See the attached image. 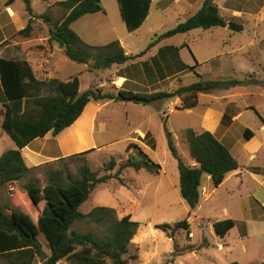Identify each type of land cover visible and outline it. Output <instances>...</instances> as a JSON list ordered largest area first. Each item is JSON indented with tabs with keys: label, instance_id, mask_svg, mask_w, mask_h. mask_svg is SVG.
I'll return each mask as SVG.
<instances>
[{
	"label": "rangeland",
	"instance_id": "1",
	"mask_svg": "<svg viewBox=\"0 0 264 264\" xmlns=\"http://www.w3.org/2000/svg\"><path fill=\"white\" fill-rule=\"evenodd\" d=\"M7 1L0 0V57L30 59V63L36 67V77L50 79L41 73L46 61L41 52L45 50L44 55L50 56V46L48 48L43 44H46L50 34L49 28L54 27L64 14L59 4L64 0H31L32 31L28 37L19 34L31 17L26 12L24 0H15L9 6ZM101 1L105 13L76 21L73 29L79 33L86 28L90 44L105 45L119 40L128 54L136 55L148 48L156 39V34L159 36L185 22L205 0H167L169 6L166 9L159 7L160 0H152L149 18L133 32L127 28L118 0ZM213 2L227 21L235 20L243 24L244 30L234 32L229 27H215L177 34L163 39L143 57L126 64H114L107 69L93 68V61L77 63L61 53L55 56L59 70V78H56L67 80L78 75L81 93L97 88L104 92H118L122 88L138 93L172 92L180 86L199 81L195 72L204 81L238 80L245 84L201 93L198 95L199 104L192 109L179 110L182 106L180 97L147 105L130 101L102 103L98 128L94 132L96 144L101 148L85 157L53 162L45 169L32 170L29 176L20 181L0 185V207L7 214L19 209L34 218L37 208L27 194L20 193L21 187L28 181L44 187L48 183V171L54 174L62 171L65 181H68L78 176L83 164L89 165L100 177L115 174L129 153L137 156L142 151L161 166L159 173L125 169L121 175L124 185L114 178L100 184L80 207L85 214L99 206L114 208L118 218L130 214L134 221L140 223L130 252L123 257L125 264H167L170 259L174 260L170 264H264V205L261 204L264 200V144L253 159L242 156H246V150L257 142L264 143V0ZM184 43L188 44L201 63L199 68L165 80H150L145 71H141L143 66L140 63L149 61L159 47ZM180 54L182 60L191 65L193 57L189 50L184 48ZM120 77H125L126 81L120 80ZM251 108L256 109L262 119ZM90 110L91 107L87 109L86 116ZM240 112L235 122L234 117ZM3 115L4 107L0 103V156L6 150L15 148L14 141L2 129ZM245 127L255 132L256 142L244 138ZM188 128L198 133L212 128L216 137L230 147L242 171L229 173L227 180L219 187H215L211 177L205 174L200 202L195 210H191L181 197L178 161L169 149L167 136V132L173 135L184 162L192 164L184 135ZM148 132L156 141L155 149H151L144 140ZM130 143L137 147L126 152ZM34 147L39 149L41 145L35 143ZM48 154L45 151L42 156L47 157ZM25 155L29 157L27 151ZM112 157L116 159L117 166L109 172L104 166ZM35 158L34 162L41 159ZM228 218L234 219L236 226L221 237L214 231L213 224ZM184 219L188 220L190 229L180 228L171 238L156 228L159 224L173 225ZM74 229L99 238L107 235L106 229L84 221L77 222ZM38 238L46 256H49L51 251L47 239L42 233ZM0 264L10 263L2 260ZM33 264H46V260L38 257ZM57 264L70 263L61 261Z\"/></svg>",
	"mask_w": 264,
	"mask_h": 264
},
{
	"label": "trees",
	"instance_id": "2",
	"mask_svg": "<svg viewBox=\"0 0 264 264\" xmlns=\"http://www.w3.org/2000/svg\"><path fill=\"white\" fill-rule=\"evenodd\" d=\"M15 0H8L7 6ZM122 17L130 32L139 29L146 20L151 0H118ZM26 12L31 16L25 28L19 34L28 37L32 31L33 9L31 0H24ZM64 14L54 27L49 28L50 41H56L64 54L80 64L91 65L95 69H107L114 64H126L129 61L143 57L152 47L163 39L177 34L188 33L195 29H211L229 27L234 32L244 30V25L235 20L227 21L213 0H205L199 10L185 22L161 35L151 42L146 50L132 55L127 54L119 40H113L105 45L86 43L72 28V24L87 14L105 12L101 0H64L59 2ZM46 16H44L45 18ZM187 48L193 57L194 64H186L180 51ZM139 65V64H137ZM146 75L153 80H165L175 74L195 69L200 66L188 44L180 46L161 47L158 53L149 61L141 62ZM199 81L180 86L172 92L157 91L138 93L131 90L119 89L118 92H104L101 88L88 89L80 92L78 75L68 80L50 78L38 79L27 60H16L0 57V85L2 95L0 103L4 107L2 129L14 141L16 148L3 152L0 156V185L20 181L29 176L34 169H45L48 162L30 168L22 154V150L37 138L45 137L49 132L54 136L70 127L83 113L90 102L104 103L107 101H130L138 104H151L161 100L180 97L181 109H192L199 104L198 95L217 89H228L245 82L204 81L195 72ZM88 109V108H87ZM85 115L86 116V112ZM254 109V108H251ZM256 114L262 119L259 112ZM189 148V154L194 164L184 162L179 153L173 135L167 132L168 146L173 157L178 161L180 175V194L191 210H195L200 202L202 179L209 175L215 187H219L227 178L228 173L239 168V162L230 151V147L219 140L210 131L196 132L188 128L184 132ZM254 133L247 128L244 138L251 140ZM144 140L151 149L156 148V141L148 132ZM137 147L128 144L126 152ZM94 149L60 158L59 160L85 157ZM54 161V162H56ZM117 166L114 157L105 164L106 171H113ZM125 169L135 171L145 170L157 174L161 166L155 164L148 155L140 151L139 155L129 153L126 161L119 165L115 174L98 176L89 165L83 164L78 176L65 181L62 171L56 174L48 171V183L39 187L36 182L28 181L21 187L20 193L26 194L37 208L34 218L31 215L13 209L10 214L0 207V261L7 260L10 264H33L36 258H44L46 264H57L61 261L70 264H125L123 258L130 252V245L140 227L130 214L118 218L114 208L95 207L89 213L80 211V207L89 199L93 190L100 184L111 179H118L124 185L121 177ZM87 222L107 230L102 238L92 233H81L74 229L77 222ZM236 226L232 218L214 222L213 228L217 235L225 237ZM170 238L180 228L190 229L187 219L171 224L156 225ZM42 233L49 243L50 255L46 256L39 241ZM137 257V256H135ZM170 259L167 264L173 263ZM237 264V263H232Z\"/></svg>",
	"mask_w": 264,
	"mask_h": 264
},
{
	"label": "crops",
	"instance_id": "3",
	"mask_svg": "<svg viewBox=\"0 0 264 264\" xmlns=\"http://www.w3.org/2000/svg\"><path fill=\"white\" fill-rule=\"evenodd\" d=\"M163 1L164 0H160L159 7L161 6L162 9H166L169 6V2L166 0V1H164L165 2L164 3ZM176 1L180 2L181 0H176ZM151 5H152V0H151ZM150 12L151 11H149V14H148L146 20L144 21V23L149 18ZM99 13H105V12L87 14V15L81 17L80 19H78L77 21H79V20H81V19H83V18H85L87 16H92V15H96V14H99ZM74 23H76V22H74ZM73 24H72V26H73ZM78 34L81 36V38L86 43L90 44L89 43L90 41L87 39L89 34H88V30L86 28H82V30ZM49 38H50V34L48 35V38L46 40V44H43V45L44 46L48 45V48L50 46L49 54L47 53L50 56L44 55L45 50H44V52H41V54L46 59V61L42 65L43 68L41 70V73L44 74L45 77L48 76L50 78H56V77L59 78V75L57 74V73H59V70H58L57 65H56L57 62H56L55 56L56 55H60L61 53L64 54V52H63V49L60 47V45L56 41H50ZM91 45H95V44L92 43ZM51 46L54 47L53 51H51ZM159 49H160V47L157 49V51L155 53H153L151 55V57L155 56L158 53ZM24 60H27L30 63V59H24ZM192 63H191V65H192ZM199 64L201 66L200 62H199ZM30 65L32 66V68L34 70V73L36 74V67H34V65H32L31 63H30ZM200 66H198V68ZM167 78L169 79V77H167ZM120 80L126 81V78L125 77H120ZM102 106H103L102 103H97V102L88 103L86 105L83 113L81 114V116L70 127H68L65 130H63L60 134H58L57 136H54L51 132H49L45 137L37 138L33 142H31L27 147H25L22 150V154H23V156L25 158V161H26L27 165L30 168H34V167H37L39 165H42V164H45V163H48V162H54L56 160H59L60 158L69 157L71 155H74V154H77V153H81V152H84V151H87V150L94 149L92 151L93 153H95V151H98L101 147L97 146V144H96V141H95V138H94V132L98 128V114L101 112ZM89 107H91V110L89 111V114L84 117L85 111ZM240 114H241V112L238 113V115L236 117H234V121L235 122L238 121V119L240 117ZM247 128L248 127H245V130ZM245 130H244V132H245ZM205 131H210L213 134L215 133L212 128L207 129ZM253 133H254V136H253V138L251 140H254L253 142H256L257 139H256V136H255V132L253 131ZM243 136H244V133H243ZM219 140H221V139H219ZM35 143H37L38 145H41V147L39 149H37L36 147L32 148L33 145H35ZM263 144L264 143H262L261 141L257 142L254 146L250 147V149L246 150V156L245 155H242V156L245 157V158L249 157L250 159H253L254 158L253 156L257 153V151L260 150L261 147H263ZM15 148H16V145H15ZM26 151L28 152L29 157H27L25 155ZM45 151L49 152L47 157H43L42 156L43 152H45ZM35 156L40 157V158L43 157V159L41 158L38 162H34V160L37 159V158H35ZM192 164H194V162ZM240 166H239V168L237 170H234V171L230 172V174L239 173L238 171L242 172L241 169H240L241 168ZM247 170H249V169L247 168ZM228 175H229V173H228ZM228 175H227V178H228ZM227 178L224 180V182L227 180ZM257 201L260 202L259 200H257ZM261 204L264 205V200L261 202Z\"/></svg>",
	"mask_w": 264,
	"mask_h": 264
}]
</instances>
